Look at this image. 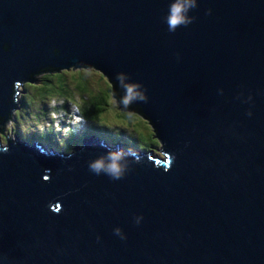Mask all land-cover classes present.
Instances as JSON below:
<instances>
[{"label": "water", "instance_id": "water-1", "mask_svg": "<svg viewBox=\"0 0 264 264\" xmlns=\"http://www.w3.org/2000/svg\"><path fill=\"white\" fill-rule=\"evenodd\" d=\"M169 3L0 0V123L15 84L92 66L160 152L131 148L112 180L88 162L119 142H0V264H264V0H197L174 32ZM117 73L147 101L125 104Z\"/></svg>", "mask_w": 264, "mask_h": 264}, {"label": "trees", "instance_id": "trees-1", "mask_svg": "<svg viewBox=\"0 0 264 264\" xmlns=\"http://www.w3.org/2000/svg\"><path fill=\"white\" fill-rule=\"evenodd\" d=\"M88 70L87 67H84L74 70H43L33 74L31 83L25 82L24 89L29 88V90L22 92L20 99H16L15 108L23 107L25 111H28L29 107L25 98L27 95L31 98L37 97V95L39 98H43L45 95H55L56 98L53 102L42 107L40 111L43 116L42 123L30 127L31 131L27 133L17 130L14 141L37 140L69 151L63 143L56 140L55 134H63L64 141L70 143V147H72L74 144H79L87 134L92 133V136L105 138L115 143L119 142L126 147L156 150L159 141L154 136L152 129L150 132L145 131L146 124L150 128L151 126L148 122H145L146 124L143 122L140 113L121 109L118 101L114 100L118 104L112 107L111 113L116 116L119 122L112 125L107 121L108 117L103 112L106 111L107 105L111 103L113 97L111 85L106 80H101L102 85L93 88L92 80L85 72ZM44 71L45 73H43ZM40 73L43 75L37 76ZM38 79L40 80L36 83ZM14 112L15 110L0 123V133H3L1 130L5 127L6 121L12 120ZM48 112H53V115ZM59 112L62 116L57 118L53 124V118ZM73 112L78 118L75 119V123L71 124L69 120L73 116ZM8 136V134H0V142H6ZM75 140L77 142L73 143Z\"/></svg>", "mask_w": 264, "mask_h": 264}, {"label": "clouds", "instance_id": "clouds-1", "mask_svg": "<svg viewBox=\"0 0 264 264\" xmlns=\"http://www.w3.org/2000/svg\"><path fill=\"white\" fill-rule=\"evenodd\" d=\"M196 6L197 0H170L167 14L165 17H163L164 22L167 24L168 31L174 32L178 27H186L187 25L191 24L195 17L188 15V13L190 10L196 8ZM130 83L131 82L128 80V77L125 73L116 74V82L114 85L121 89L124 93V103L129 104L136 101L146 102L147 97L142 85L138 82H135L132 86H129ZM248 115H251L250 111L248 112ZM91 138L99 137L92 136ZM109 143L113 142H108L107 144ZM73 147L74 146H72V149L67 152L66 158H70L74 155V152L72 151ZM148 149H142V152H147ZM152 150L160 153L158 148H156V150ZM8 151V144H0V152L7 153ZM129 156H135V152L131 148L127 149V151L124 149H109L105 154H101L96 158L91 159L88 162V169L96 175L103 173L112 180H120L125 176L126 172L130 170V163L127 159ZM165 171H167V169H165ZM49 179V175L43 176L44 181H49ZM49 210L54 214H59L62 211V205L58 202L50 203ZM134 219L135 223L139 224L142 217L136 216ZM113 231L116 235L120 236L121 239L124 238V235L119 227L115 228Z\"/></svg>", "mask_w": 264, "mask_h": 264}, {"label": "rangeland", "instance_id": "rangeland-1", "mask_svg": "<svg viewBox=\"0 0 264 264\" xmlns=\"http://www.w3.org/2000/svg\"><path fill=\"white\" fill-rule=\"evenodd\" d=\"M79 68H84V67H74V68H68L66 70H74V69H79ZM87 69H89V70L85 71V72L87 73L88 78L90 80H92L93 88H97L100 85H102L101 80H106L107 81L105 75L103 73H101L100 71H98L97 69H95L94 67L89 66V67H87ZM43 73H45V71ZM41 74L42 73L38 74L37 76H39ZM98 74H100V75H98ZM39 80L40 79H38L36 81V83L39 82ZM25 85H26V83L25 82L23 83L22 81L20 83H17V84L14 85V88L17 90L16 98L20 99L22 92L29 90V88L24 89ZM25 98L27 99L26 104L29 107L28 111H25L23 107L15 108V112H14L15 115H13L12 120L10 119V121H6L5 127L3 128V130H1V132H3V133H0V134L4 135L7 132L8 133H12V134H9V135L14 140L16 138V131L17 130H20L22 132L24 131V133H27V132L31 131L30 127H33L35 125H39L40 122L42 123L41 118L43 116L40 114V111H41L42 107L45 106L46 104H49V103L53 102L55 100L56 96L55 95H48V96L45 95L43 98H39L38 95H37V97H32L31 98L29 95H27ZM114 100L117 101V99L114 98V96H113L112 100H111V103H109L107 105L106 111L103 112V114L106 117H108L107 121L110 124H112V125H115L116 122H119V121H117L116 116H113L112 113H111L112 107L116 106L118 104ZM43 102H45V103H43ZM74 112H76V111H74ZM74 112H73V116L69 120V123H71V124L75 123V121L77 120L76 118H78V117H75L76 114H74ZM48 113L53 115V112H48ZM61 116H62V114L60 112L58 114H56L54 116V118H53V121H54L53 124L55 123L56 119L61 117ZM140 118L143 120L144 123L148 122L147 119H144L141 116H140ZM132 122H133V118H132ZM145 126L147 127V129H145V131L146 132H150L151 128L149 127V125L146 124ZM55 135H56V140L57 141L63 143L67 149H69V150L72 149L70 147L71 144L70 143H66L64 141V135L63 134H55ZM88 135L89 134H87L86 136H88ZM91 137H92V135H91ZM103 140H104L105 144L108 143V142H111V141L106 140L105 138ZM1 142L4 143L5 141H1ZM75 142H77V141L76 140L73 141V143H75ZM109 144L111 145V143H109ZM157 147H159V145H157Z\"/></svg>", "mask_w": 264, "mask_h": 264}, {"label": "bare ground", "instance_id": "bare-ground-1", "mask_svg": "<svg viewBox=\"0 0 264 264\" xmlns=\"http://www.w3.org/2000/svg\"><path fill=\"white\" fill-rule=\"evenodd\" d=\"M89 137H91V135H89ZM35 141L38 142V143H44L42 141H37V140H35ZM158 149H159V147H158Z\"/></svg>", "mask_w": 264, "mask_h": 264}]
</instances>
